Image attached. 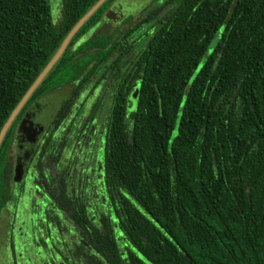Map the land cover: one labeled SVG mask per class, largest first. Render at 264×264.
<instances>
[{
    "label": "trees",
    "instance_id": "16d2710c",
    "mask_svg": "<svg viewBox=\"0 0 264 264\" xmlns=\"http://www.w3.org/2000/svg\"><path fill=\"white\" fill-rule=\"evenodd\" d=\"M97 1L63 0L57 17L54 0H0V131ZM114 1L79 29L8 130L0 213L26 110L57 89L73 91L67 106L80 89L110 86L105 233L96 216L90 224L97 264H264V0H238L227 24L234 0H166L137 57L121 53L139 24L82 38Z\"/></svg>",
    "mask_w": 264,
    "mask_h": 264
},
{
    "label": "flooded vegetation",
    "instance_id": "af4514ba",
    "mask_svg": "<svg viewBox=\"0 0 264 264\" xmlns=\"http://www.w3.org/2000/svg\"><path fill=\"white\" fill-rule=\"evenodd\" d=\"M134 1L115 0L101 21L90 27L82 38H90L100 29L116 30V36L122 37L124 34L120 32L130 27L131 22L139 24V28L128 37L131 50L125 53L124 49L121 53L137 57L149 34L153 35L157 25L165 22L155 9L162 8L163 14L167 15L169 8L164 7L166 0H159L162 2L158 4L153 0L151 5L129 15L130 10L124 5H131ZM62 5L63 0H54L57 17H60ZM144 11H147L145 16L141 15ZM118 14L124 18L118 20ZM113 17H116L115 27L110 20ZM128 17L131 19L125 22ZM125 64H128L127 58ZM106 79L110 77L102 80ZM96 89L78 90L76 93L79 94L67 106L64 105L69 99L67 93L73 91L57 89L45 97V103H42L44 99H39L35 110H32L33 105L26 110L16 128L12 150L14 170L8 184L10 199L2 209L8 211L7 218L2 217V211L0 213V264L103 262L94 246L90 224L94 225L92 217H97L93 221H99V231L105 233L101 216L106 217L109 210L105 204L108 182L104 160L110 103L103 93H112L113 88ZM136 90V87L132 89L131 97ZM55 93H61V96ZM80 93H86L85 98L74 110L75 99H79ZM93 96H96L95 102H90L92 105L86 109ZM24 118H28L31 124L35 122V127L29 123L22 128ZM72 122V126L76 125L75 131L69 128ZM37 125L38 133L34 132Z\"/></svg>",
    "mask_w": 264,
    "mask_h": 264
},
{
    "label": "water",
    "instance_id": "95a60500",
    "mask_svg": "<svg viewBox=\"0 0 264 264\" xmlns=\"http://www.w3.org/2000/svg\"><path fill=\"white\" fill-rule=\"evenodd\" d=\"M105 1L106 0H98L78 20V22L73 26V28L66 35V37L62 41V43H61L60 47L58 48V50L56 51V53L53 55V57L47 63V65L43 68V70L39 73V75L37 76V78L35 79V81L33 82V84L30 86V88L27 90V92L23 95V97L21 98V100L19 101V103L17 104V106L14 108V110L11 112L10 116L6 120L5 124L3 125V127H2V129L0 131V146H1V144H2V142L4 140V138H5L8 130L12 126V124L15 121L16 117L18 116V114L24 108V106L26 105V103L28 102V100L30 99V97L32 96V94L34 93V91L37 89V87L40 85V83L45 79V77L48 75V73L51 71V69L54 67V65L59 61V59L61 58V56L63 55V53L68 48V46H69L71 40L73 39V37L75 36V34L85 24V22L104 4ZM237 1L238 0H234V2L231 4V7H230V9H229V11L227 13V17H226V20H225V24H227L229 22L230 17L232 16V14H233V12L235 10ZM54 95L61 96V93H55ZM135 96H136V93L133 94V98L134 99H135ZM51 99H52V97L51 98H48V101H50ZM45 102H46V99L44 98V100H42V103H45ZM57 103H56V105H57ZM56 105H54L53 107H55ZM36 107H38V103H36L35 105H33L32 110L33 109L35 110ZM29 123H30V120H28V118H24V120L22 121V128H25L26 126H28L27 124H29ZM34 123H32V124L30 123L29 125H32V126L35 127ZM34 132H37L38 133V125H37V128L35 129Z\"/></svg>",
    "mask_w": 264,
    "mask_h": 264
},
{
    "label": "rangeland",
    "instance_id": "374dc122",
    "mask_svg": "<svg viewBox=\"0 0 264 264\" xmlns=\"http://www.w3.org/2000/svg\"><path fill=\"white\" fill-rule=\"evenodd\" d=\"M153 0H135L134 1V3L133 4H131V5H124L128 10H130V12H129V15H134L135 14V12L136 11H138V9H143V8H146L148 5H151L153 2H152ZM152 2V3H151ZM155 4H158V2H162V1H159V0H155ZM52 8L54 9V7L52 6ZM149 9H151V7L149 8ZM132 11V12H131ZM119 13V12H118ZM146 13H147V11H144V13H142L141 15H146ZM53 14L55 15V11L53 10ZM112 15V14H111ZM116 16V15H115ZM117 19L118 20H121L122 18H124V15H121V14H118L117 16ZM116 17H113L112 19H110V20H112V22H111V24H112V27H115L116 26ZM136 19V18H135ZM115 20V21H114ZM110 22V21H109ZM64 94V96H65V93H63ZM67 94H69V96H71V93H67ZM85 94L86 93H84V95H82V93H80V97H79V99L77 100V99H75V102H76V104H75V107H74V110H76V107L78 106V105H80L81 104V102H82V100L85 98ZM95 99H96V96H93L91 99H90V101H88V104L86 105V109H88L89 107H90V105H92L94 102H95ZM58 100H59V98H58ZM58 100H57V102H58ZM92 104H91V103ZM82 107V106H81ZM82 110L83 109H79V111H81L82 112ZM78 111V112H79ZM73 125V122L72 123H70V126H69V128H72L71 129V131H75V129H76V125H74V126H72ZM59 148V147H58ZM76 165H78V163H75ZM32 188V187H31ZM34 188V187H33ZM34 190V189H33ZM95 201L93 200V203H94ZM95 203H97V202H95ZM10 204V203H9ZM3 212V211H2ZM2 215V217H4L5 219L7 218V215H8V211H6V209L4 210V212L1 214Z\"/></svg>",
    "mask_w": 264,
    "mask_h": 264
}]
</instances>
